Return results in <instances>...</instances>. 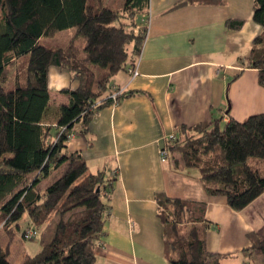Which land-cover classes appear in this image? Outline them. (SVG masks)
Listing matches in <instances>:
<instances>
[{"label":"trees","instance_id":"16d2710c","mask_svg":"<svg viewBox=\"0 0 264 264\" xmlns=\"http://www.w3.org/2000/svg\"><path fill=\"white\" fill-rule=\"evenodd\" d=\"M120 9L104 0H0V264H11L9 245L24 214L38 234L39 251L23 253L19 264H96L110 207L111 179L92 173L67 140L73 127L87 133L96 113L138 93L113 87L120 71L135 65L147 34L149 0H122ZM252 20L262 31L252 40L244 68L258 70L264 85V0H252ZM225 0H179L184 4L222 5ZM141 17V18H140ZM244 19H228L240 30ZM73 28L82 46L47 47L42 36ZM51 66L71 72L75 88L63 87L67 104L48 106ZM121 91L113 96L115 91ZM167 139L184 167L196 168L209 195H222L241 211L264 193V112L243 121L230 118L208 125H181ZM198 135H204L200 139ZM59 177L39 191L51 172ZM31 180L27 183V179ZM99 191L96 192V189ZM163 229L164 256L169 264H222L207 249L206 202L155 194ZM250 255L264 258V226L247 235Z\"/></svg>","mask_w":264,"mask_h":264},{"label":"crops","instance_id":"0c3cea01","mask_svg":"<svg viewBox=\"0 0 264 264\" xmlns=\"http://www.w3.org/2000/svg\"><path fill=\"white\" fill-rule=\"evenodd\" d=\"M178 1L149 0L148 15L143 16L147 34L135 64L138 73L132 77L120 71L111 81L113 87L138 93L102 108L87 133L76 124L67 140V148L82 154L90 172L104 171V178L111 179L96 264H169L157 217L159 192L206 202L207 249L234 255L222 262L241 258L242 264H264L261 256L250 255L247 237L264 226V193L234 211L224 196L205 192L199 173L183 167L167 141L181 125H208L216 118L222 123L243 121L264 112L258 70L244 68L240 60L250 55L252 40L262 28L252 20V0L175 7ZM228 19L245 22L233 31L225 26ZM48 84V106L55 109L69 101L59 90L78 83L51 66ZM161 147L172 152L174 166L160 160ZM54 172L53 180L62 168Z\"/></svg>","mask_w":264,"mask_h":264},{"label":"rangeland","instance_id":"374dc122","mask_svg":"<svg viewBox=\"0 0 264 264\" xmlns=\"http://www.w3.org/2000/svg\"><path fill=\"white\" fill-rule=\"evenodd\" d=\"M104 3L112 8L120 9L122 7L123 1L122 0H104ZM141 18V17H140ZM73 41V43L80 47L82 46V39L75 36V30L73 28H66L60 31H57L52 36H42L40 38V43L47 46V47H66L70 44V42ZM62 73H66L69 78H71V72L68 70H61ZM65 81V80H64ZM69 83V80L67 81ZM76 83L72 84V87L75 86ZM200 139L205 138L204 135H200ZM177 155V153L175 152ZM166 164L174 166L175 163L172 159V152L169 150L167 151L166 158ZM183 166V165H182ZM184 167V166H183ZM191 170H194L198 172L196 168L192 167H185ZM55 172H51L53 174ZM264 174V171L262 172ZM54 176H48L47 178L42 179L41 183L39 184L38 188L40 191L43 190L45 185H48L52 182V178L56 176V174H53ZM31 179H27V183ZM259 207L257 208V210ZM19 228L16 230V235L14 236L13 241H11L9 245V261L11 264H19L21 260V256L23 253H29L30 255H34L37 253L40 249L39 242H38V234L33 237H23L22 234L26 233L27 231H33L35 230L33 225L31 224L30 219L28 218L27 214H24L21 219L19 220ZM0 241L3 246H6L8 244V238L7 236L0 233ZM262 257V256H261ZM262 259H264L262 257ZM222 264H242L241 258H228L225 261L222 262Z\"/></svg>","mask_w":264,"mask_h":264},{"label":"built area","instance_id":"2783aa9c","mask_svg":"<svg viewBox=\"0 0 264 264\" xmlns=\"http://www.w3.org/2000/svg\"><path fill=\"white\" fill-rule=\"evenodd\" d=\"M126 72H127L129 75H131L132 77L136 76L137 73H138V72H137V69H136V67H135V65L129 66V67L126 69ZM119 89H122V88H119ZM120 92H121L120 90H119V91H115V92L113 93V96H115L116 94H119ZM72 135H73V134H71L70 136H72ZM174 138H175V136L173 135V133L169 134L168 137H167V139H174ZM159 156H160V160H161V161H164L165 158H166V156H167V149L161 147V148L159 149ZM34 233H35L34 231H29V232H27L28 235H31V234H34Z\"/></svg>","mask_w":264,"mask_h":264},{"label":"water","instance_id":"95a60500","mask_svg":"<svg viewBox=\"0 0 264 264\" xmlns=\"http://www.w3.org/2000/svg\"><path fill=\"white\" fill-rule=\"evenodd\" d=\"M98 191H99V188L96 189V192H98Z\"/></svg>","mask_w":264,"mask_h":264}]
</instances>
